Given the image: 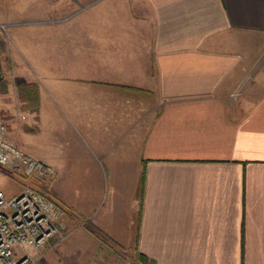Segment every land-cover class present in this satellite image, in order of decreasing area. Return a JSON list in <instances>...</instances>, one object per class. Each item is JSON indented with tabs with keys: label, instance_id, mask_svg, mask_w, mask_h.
I'll return each instance as SVG.
<instances>
[{
	"label": "crops",
	"instance_id": "obj_1",
	"mask_svg": "<svg viewBox=\"0 0 264 264\" xmlns=\"http://www.w3.org/2000/svg\"><path fill=\"white\" fill-rule=\"evenodd\" d=\"M11 1L4 23L41 73L35 109L8 86L0 109L54 168L69 232L45 264H125L115 247L264 264V0Z\"/></svg>",
	"mask_w": 264,
	"mask_h": 264
},
{
	"label": "built area",
	"instance_id": "obj_2",
	"mask_svg": "<svg viewBox=\"0 0 264 264\" xmlns=\"http://www.w3.org/2000/svg\"><path fill=\"white\" fill-rule=\"evenodd\" d=\"M0 166L15 176L50 183L55 171L49 164L34 158L8 138L6 122L0 118ZM62 208L35 186L24 185L7 195L0 189V264H27L30 249L39 250L50 240L61 242L63 234L58 223ZM21 246L17 253L15 246Z\"/></svg>",
	"mask_w": 264,
	"mask_h": 264
},
{
	"label": "rangeland",
	"instance_id": "obj_3",
	"mask_svg": "<svg viewBox=\"0 0 264 264\" xmlns=\"http://www.w3.org/2000/svg\"><path fill=\"white\" fill-rule=\"evenodd\" d=\"M17 3L15 1L11 0H0V40L3 44L2 49L0 50V89H6L8 88H14L16 87L17 93L19 90L18 84H34L36 86V90L38 89L35 81L30 79H35L36 77L40 76L39 67L35 66L33 64H27L26 59L24 57V50H22L19 47L20 44V37L24 38L23 34L15 33L12 31L13 26H9V24L4 23V19L2 17L3 12H7L10 8L11 9H17ZM49 18V17H48ZM17 19V18H16ZM14 20V19H13ZM18 20V19H17ZM49 23V22H48ZM18 28V27H17ZM20 35V37H19ZM49 68V66H47ZM11 96V95H10ZM8 97L7 101L12 104L13 107H16V98L13 94L12 97ZM18 99L22 101L18 95ZM25 106L24 109H31L28 105ZM16 109V108H15ZM32 110V109H31ZM24 111V110H23ZM18 113V112H17ZM15 114L14 113H7L5 109H0V118H2L8 127H10V122L12 119H14ZM18 120L23 123V113H18ZM16 120V119H15ZM9 138V137H8ZM10 139V138H9ZM11 140V139H10ZM53 181V179L50 181V183ZM50 183H40L35 182L33 179H25L24 177L15 176L12 174V171L5 167L0 166V189H2L7 195H12L18 192L24 185H32L37 187L38 189H41L45 194H49V186ZM49 196V195H48ZM63 214V209H62ZM58 223L61 227V231L63 234H66V237L68 236V231L66 228L62 225L60 218L58 220ZM66 237L59 243L53 245L54 240H50L48 243L44 244L39 250H33L30 249L28 251L29 253V259L27 261V264H45L44 258L45 255L51 253L54 249H56L65 239ZM16 252L21 253V246L16 245L15 246ZM114 252L119 256L123 261H125V264H138L136 261L135 256H128L127 254L124 256H121V251L118 248L113 249ZM19 253V254H20ZM140 264V263H139Z\"/></svg>",
	"mask_w": 264,
	"mask_h": 264
},
{
	"label": "trees",
	"instance_id": "obj_4",
	"mask_svg": "<svg viewBox=\"0 0 264 264\" xmlns=\"http://www.w3.org/2000/svg\"><path fill=\"white\" fill-rule=\"evenodd\" d=\"M2 42L0 40V50L2 49ZM1 68V67H0ZM19 90L18 95L22 101H24V105H28L31 109H35V95H36V86L34 84H18ZM41 191V189H40ZM43 192V191H42ZM44 193V192H43ZM97 237H99L102 241H104V237H102L98 231H92ZM136 261L139 264H153L151 261H148L144 256L138 255L136 256Z\"/></svg>",
	"mask_w": 264,
	"mask_h": 264
}]
</instances>
